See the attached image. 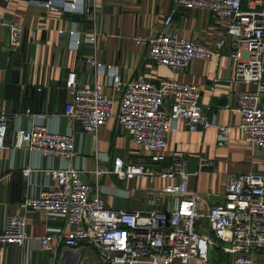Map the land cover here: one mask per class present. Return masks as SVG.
<instances>
[{
  "label": "built area",
  "instance_id": "2783aa9c",
  "mask_svg": "<svg viewBox=\"0 0 264 264\" xmlns=\"http://www.w3.org/2000/svg\"><path fill=\"white\" fill-rule=\"evenodd\" d=\"M75 2L31 1L50 11H72ZM77 9L88 12L84 6ZM176 9L204 10L217 22H225L221 38L230 41L229 81L255 86L254 92L238 93L230 111L237 116L236 128L243 142L261 153V172L228 175L223 202L203 209L202 199L186 189L189 174L183 154L170 153L168 165L162 166L165 137L175 131L176 122L189 132L211 126L198 104L202 90L174 80L148 82L142 76L123 83L111 74L110 91L120 94L115 121L139 151V160L114 158L108 173L118 181L175 180L174 185L160 190V195L171 198L172 206L160 211L156 194L146 201L152 208L148 212L107 209L97 189L103 171L94 170L93 184L88 185L69 166L45 170L44 175L53 185L36 197L23 198L18 212L5 219L0 230V264L4 245L22 246L27 240L25 212L29 210L40 212L46 219L63 221V232L39 239L42 249L52 251V240L74 251L86 244L97 252L100 264H208V253L213 248L228 257V264H264V0H172V11ZM170 21L171 14L163 19L162 30L155 35L132 39L134 45L146 48L148 59L155 65L182 71L191 61H207L218 55L222 40L213 50L205 48L166 33ZM23 34L22 26L9 25L10 50L21 49ZM78 42L76 39L75 45ZM86 42L92 43L93 38H86ZM84 64L100 73L107 68L90 58ZM64 89L70 96L63 109L69 132L53 134L35 125L16 133L14 148L69 162L76 156L72 125L95 136L112 117V96L99 85L79 87L70 72ZM229 131V127L216 128L217 146L224 145ZM6 133L7 116L0 112V155L5 149ZM30 173L29 168L21 172L24 178ZM71 226L75 228L68 230Z\"/></svg>",
  "mask_w": 264,
  "mask_h": 264
},
{
  "label": "crops",
  "instance_id": "0c3cea01",
  "mask_svg": "<svg viewBox=\"0 0 264 264\" xmlns=\"http://www.w3.org/2000/svg\"><path fill=\"white\" fill-rule=\"evenodd\" d=\"M31 1L45 0L8 3L0 0V112L7 116L5 149L0 155V230L5 219L18 212L23 198L36 197L53 185L44 175L45 170L67 166L76 169L79 178L88 185L93 184L94 170L104 172L97 179V189L107 209L148 212L152 208L146 201L156 194L160 211L172 206L171 198L160 195V190L174 185L175 180L118 181L108 173L114 158L139 160V151L115 121L120 94L110 91L111 74L123 83L142 76L148 82L174 80L202 90L198 104L211 126L189 132L176 122L175 131L165 137L162 166L168 165L170 153L183 154L189 174L186 189L202 199L203 209L223 202L228 175L261 172V153L243 142L236 128L237 116L230 111L236 105L237 94L254 92L255 86L229 81L230 41L221 38L225 22H217L204 10L172 11V0H76L72 11H50ZM78 6H84L88 12L80 13ZM169 14L171 21L166 33L211 50L222 40L218 55L207 61H191L182 71H171L149 60L146 48L134 45L132 39L161 31L162 21ZM9 25L23 27L19 51L9 48ZM91 37L93 42H86ZM76 39H79L77 45ZM86 58L107 68L102 73L90 71L84 64ZM70 72L74 73L77 86L99 85L105 94H111L112 117L95 136L72 125L76 156L69 162L14 148L16 133L35 125L53 134L69 132L63 109L70 100L64 89ZM261 93L264 102V86ZM217 127L230 128L221 147L217 146ZM202 163L211 166L200 167ZM25 168L31 170L29 178L21 174ZM25 217L28 238L22 246L4 245L2 264H100L97 252L86 244L74 251L52 240V251L42 249L39 239L63 232V221L46 219L40 212L31 210L25 212ZM223 260L228 264L227 256H219L222 264Z\"/></svg>",
  "mask_w": 264,
  "mask_h": 264
},
{
  "label": "rangeland",
  "instance_id": "374dc122",
  "mask_svg": "<svg viewBox=\"0 0 264 264\" xmlns=\"http://www.w3.org/2000/svg\"><path fill=\"white\" fill-rule=\"evenodd\" d=\"M150 180V179H148ZM224 261V260H223ZM219 262V263H218ZM225 264V261L223 262ZM208 264H222L219 261V256L217 254H213L211 251L208 253ZM227 264V263H226Z\"/></svg>",
  "mask_w": 264,
  "mask_h": 264
},
{
  "label": "trees",
  "instance_id": "16d2710c",
  "mask_svg": "<svg viewBox=\"0 0 264 264\" xmlns=\"http://www.w3.org/2000/svg\"><path fill=\"white\" fill-rule=\"evenodd\" d=\"M211 252L214 254H217L218 256H223L224 254L218 249V248H213Z\"/></svg>",
  "mask_w": 264,
  "mask_h": 264
}]
</instances>
